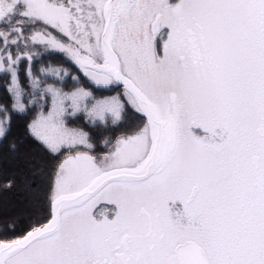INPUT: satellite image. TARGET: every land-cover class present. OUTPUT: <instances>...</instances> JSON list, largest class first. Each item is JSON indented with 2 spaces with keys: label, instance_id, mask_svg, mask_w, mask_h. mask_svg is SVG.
<instances>
[{
  "label": "snow or ice",
  "instance_id": "1",
  "mask_svg": "<svg viewBox=\"0 0 264 264\" xmlns=\"http://www.w3.org/2000/svg\"><path fill=\"white\" fill-rule=\"evenodd\" d=\"M0 77L51 158L0 264H264V0H0Z\"/></svg>",
  "mask_w": 264,
  "mask_h": 264
},
{
  "label": "trees",
  "instance_id": "2",
  "mask_svg": "<svg viewBox=\"0 0 264 264\" xmlns=\"http://www.w3.org/2000/svg\"><path fill=\"white\" fill-rule=\"evenodd\" d=\"M66 59L63 53L50 52L44 56L45 66L52 64L68 67L69 71H75V66L70 67L66 63ZM35 66H39V59ZM21 80L25 84L27 83L23 80V71H21ZM6 83L7 78L0 77V103L5 105L9 103V94L4 89ZM115 94L117 93H98V95ZM30 119L31 116H14L10 135L5 141L0 142V238L20 236L28 229L29 224L35 223L37 220H46L48 215L45 200L46 188H38V181L35 178L42 176L44 168L51 167V158L42 146L28 134L27 125ZM78 124L88 130L83 121H79ZM118 134L119 132L109 133V135ZM93 135L100 139V133L93 131ZM12 145L16 146L15 150L11 148ZM19 148L22 149L23 158L27 157L33 162L22 159L21 163L8 166V157L11 152H16ZM9 182H11V187H7ZM29 205L32 207L31 211L28 209ZM10 207H17L20 213L11 212L8 209ZM9 224H15V229L7 228L6 225Z\"/></svg>",
  "mask_w": 264,
  "mask_h": 264
},
{
  "label": "rangeland",
  "instance_id": "3",
  "mask_svg": "<svg viewBox=\"0 0 264 264\" xmlns=\"http://www.w3.org/2000/svg\"><path fill=\"white\" fill-rule=\"evenodd\" d=\"M21 147V146H20ZM22 151V149L21 148H19V150H17L16 152H11V154H10V156L8 157V163L9 164H7L8 166H12V165H15V164H17V163H21V161H22V159L24 160V161H30L31 163L33 162L32 160H29L27 157L26 158H23V156L21 155V152ZM17 153H19V154H17ZM12 164V165H11ZM31 206L29 205L28 206V209L31 211ZM11 212H15V213H20L18 210L19 209H17V207H10V208H8Z\"/></svg>",
  "mask_w": 264,
  "mask_h": 264
}]
</instances>
